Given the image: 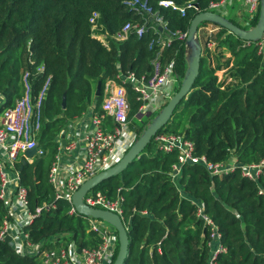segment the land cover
Instances as JSON below:
<instances>
[{"label": "trees", "instance_id": "1", "mask_svg": "<svg viewBox=\"0 0 264 264\" xmlns=\"http://www.w3.org/2000/svg\"><path fill=\"white\" fill-rule=\"evenodd\" d=\"M126 1L0 0V97L4 99L0 114L23 97L26 73L33 100L51 77L37 135L45 154L33 158L18 154L13 164L19 173V186L27 190L29 211L49 206L25 227L30 240L43 247L53 246L59 238L84 249L101 243L90 231L89 218L69 214L71 205L55 198L49 173L60 145L58 138L68 124L92 105L101 112L107 81L115 80L120 72H134L146 79L153 75V61L160 52L156 40L161 32L158 28L155 31L151 19L141 37L132 32L124 42L109 38L108 47L92 36L89 19L93 12L100 14L98 23L110 36L127 22L143 23ZM160 1L147 0L167 29L176 33L188 31L193 18L206 12L211 1L219 0H175L177 6L186 8L184 16ZM259 14L260 10L252 27ZM215 42L214 53H202L199 75L189 95L158 133L183 134L193 143L195 155L212 163L232 155L241 163H258L264 159V52L223 28ZM185 44L174 38L160 53L163 64L177 62L181 78L187 66ZM222 70H226V78L219 82L216 73ZM229 78L232 82L226 83ZM98 83H102V90L96 97ZM127 91L132 120L142 103L136 101L130 85ZM147 124L138 130L139 137ZM177 160V152H162L152 141L122 174L94 189L110 199L116 198L120 189L124 197L129 249L123 264H209L210 229L197 216L198 204L218 227L226 249L218 255L217 264H264V173L255 182L243 177L240 169L211 176L202 164H186L175 183L171 172ZM6 218L9 211L0 200V228ZM118 252L119 241L113 263ZM0 264L41 262L38 256L18 255L9 243L0 240Z\"/></svg>", "mask_w": 264, "mask_h": 264}, {"label": "built area", "instance_id": "2", "mask_svg": "<svg viewBox=\"0 0 264 264\" xmlns=\"http://www.w3.org/2000/svg\"><path fill=\"white\" fill-rule=\"evenodd\" d=\"M235 3L240 4L242 8V12L237 14L241 24L236 25L244 30H250L260 10V0L211 1L206 12L226 18L227 9ZM125 4L141 17L143 23L127 22L117 33L110 36L98 23L100 14L93 12L89 19L93 38L108 47L109 38L116 42H124L132 32L141 37L151 19L156 32L157 28H163V32L159 30L161 33L156 40L160 45V52L153 61V75L149 79L139 78L134 72H120L115 80L107 81L101 112H96L94 106H90L86 113L89 115L86 130L64 144L59 141L60 145L50 168L49 182L55 191V198L63 199L71 205L69 214L77 213L73 205V196L81 186L120 163L139 138L132 124L133 119H129L127 86L130 85L136 94V101L142 103L135 116L137 118L160 110L173 97L174 84L181 83L183 79L177 73V62L163 64L160 53L171 46L174 38L186 43L188 31L171 33L163 18L153 11L147 0H128ZM160 5L178 10L182 16L186 14V8L177 6L175 0H162ZM188 5L198 11L193 2H189ZM220 30V26L211 22H204L199 26V39L204 40L203 51L208 50L212 53L216 51L215 36ZM246 42L247 45L254 43ZM254 44L258 52L263 53L264 35ZM229 56L227 54V57ZM216 75L219 82H224L226 70L219 71ZM28 77L29 73L23 77L25 87L23 97L17 100L13 108H8L0 114V200L9 211V218L3 221L0 228V240L10 238L9 244L18 255L38 256L41 264H112L119 241L118 235L102 220L89 218L90 231L101 238V243L94 249L82 248L81 253H78V246L75 243L66 244L63 238L54 240L53 246L50 247L35 244L25 230L43 209H49V206L44 204L37 208L35 213L29 211L27 190L19 186V173L13 169L18 154L25 155L32 149H36L35 156L45 154L39 146L37 135L42 126V104L51 77H48L35 100L31 97ZM230 82L232 79H227L226 83ZM152 141L162 152L178 153V160L171 172V178L175 183L181 175L183 165L186 164H202L211 176H225L240 169L243 177L255 182H258L264 173V159L258 163L245 164L239 162L233 155L228 160L218 163L208 161L205 156L198 157L195 155L193 143L183 134L157 133ZM69 155L73 156L71 162L65 160ZM259 193L262 194L263 189H260ZM123 202L124 197L120 194V189L114 199L108 198L100 190H92L84 197L85 205L112 212L124 220ZM197 216L210 229L209 246L212 248V256L209 264H217L218 255L226 252L221 244V234L212 219L205 214L201 204H198Z\"/></svg>", "mask_w": 264, "mask_h": 264}, {"label": "water", "instance_id": "3", "mask_svg": "<svg viewBox=\"0 0 264 264\" xmlns=\"http://www.w3.org/2000/svg\"><path fill=\"white\" fill-rule=\"evenodd\" d=\"M204 22H211L220 26L223 29L228 30L236 37L249 42H258L264 35V0H260V14L257 24L250 30H244L229 19L219 16L215 13L204 12L196 15L190 23L188 30V38L186 40L185 48V60L187 64V70L181 81L180 88L168 101V103L159 111V113L151 119L146 125V128L142 131L140 137L137 139L133 147L128 151L125 157L120 163L113 168L102 172L92 179L86 181L81 188L73 196V205L79 215L102 220L103 222L111 225L118 234L119 240V252L116 260L113 264H123L128 255L129 249V236L127 232L124 220L117 214L112 212L94 209L84 203V197L96 189L102 182L119 176L125 169L136 159L142 152L150 145L153 137L162 130L172 119V116L176 108L182 103V101L189 95L192 87L199 75L200 63L202 58V45L198 36V28ZM163 32V28L159 29ZM102 90V83H98L96 89V97H99ZM66 102H63V108L65 109ZM151 115H149L150 117ZM36 149L29 150L25 153L27 158H33L35 156ZM26 160L23 161V164ZM10 242V238L5 240ZM82 247H78V253H81Z\"/></svg>", "mask_w": 264, "mask_h": 264}, {"label": "rangeland", "instance_id": "4", "mask_svg": "<svg viewBox=\"0 0 264 264\" xmlns=\"http://www.w3.org/2000/svg\"><path fill=\"white\" fill-rule=\"evenodd\" d=\"M227 10H228V13L226 15V18L229 20H233L237 25H240L241 23L239 22V17L237 16L238 13L242 12V8H241L240 4L235 3L234 6L229 7ZM200 41H201V45H202V50H204V48H203L204 47V40H200ZM205 53H206V51H205ZM183 68H185V72H186L187 66H184ZM180 85H181V83H178V82L174 84V86H173L174 94L176 93V90H178L180 88ZM160 110L153 111L151 114L144 115L143 117L138 116L137 118H134L132 121V124H133L136 132H138V130L140 128L144 127L145 123H148L152 118H154L159 113ZM149 115H151V116L149 117ZM108 226L110 228L114 229L111 225L108 224Z\"/></svg>", "mask_w": 264, "mask_h": 264}, {"label": "crops", "instance_id": "5", "mask_svg": "<svg viewBox=\"0 0 264 264\" xmlns=\"http://www.w3.org/2000/svg\"><path fill=\"white\" fill-rule=\"evenodd\" d=\"M3 104H4V99L0 97V106H2ZM88 118H89V115L84 114L81 118H78L70 122L66 130L64 131V133L58 138V141L64 144L67 141H71L73 138H75L76 135L84 132L87 128L86 123L88 121ZM72 159H73L72 155L66 156L65 158V160L68 162H71Z\"/></svg>", "mask_w": 264, "mask_h": 264}]
</instances>
